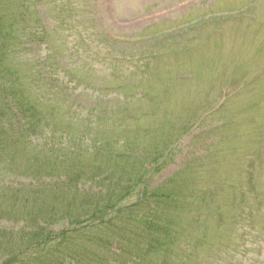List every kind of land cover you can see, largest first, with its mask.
I'll list each match as a JSON object with an SVG mask.
<instances>
[{"label": "rangeland", "instance_id": "1", "mask_svg": "<svg viewBox=\"0 0 264 264\" xmlns=\"http://www.w3.org/2000/svg\"><path fill=\"white\" fill-rule=\"evenodd\" d=\"M0 4L12 8L8 19L16 24V34L29 38V45L15 51L22 52L19 66L34 72L40 60L47 59L48 78L70 90L69 100L44 103L51 104L47 107L58 122L69 123L65 109L67 115L68 109L76 112L73 127L63 130L67 139L79 140L77 149L73 145L78 155L48 152L43 135L50 130L42 128L35 148H25L20 158L25 162L41 155L48 160L38 157L34 166H52L54 172H42L39 187L32 185L37 179L31 182L0 172V191L13 189L46 209L54 205L57 225L52 220L48 225L56 233L66 230L73 236L71 224L77 219L79 235L72 243L85 250L83 194L90 196L89 214L108 195L101 182L105 176L84 188L69 185L77 170L73 163L89 165L103 139L111 145L118 140L125 146L139 142L147 155L179 139L162 168H152L148 182L149 190L160 189L174 178L176 194L191 196L180 209L182 226L188 225V244L183 243L184 251L175 249L174 255L182 252L192 259L193 245L198 248L192 264H264V0H0ZM38 16L47 33L30 34L24 26ZM21 17L25 24L18 22ZM32 37H40L38 47L30 42ZM37 93L50 94L44 89ZM103 159L99 154L94 162L103 165ZM45 186L53 189L38 192ZM204 195L206 202L200 203ZM139 197L134 195L131 202ZM14 211L10 216L0 212L1 232L15 238L34 230L20 206ZM254 213L256 227L251 223ZM3 255L0 248V264Z\"/></svg>", "mask_w": 264, "mask_h": 264}, {"label": "trees", "instance_id": "2", "mask_svg": "<svg viewBox=\"0 0 264 264\" xmlns=\"http://www.w3.org/2000/svg\"><path fill=\"white\" fill-rule=\"evenodd\" d=\"M12 14V8H4L0 4V172L13 178L26 177L33 182L42 172L51 173L54 168L41 164L37 170L34 166V162H38L37 158H48L35 154L22 162L20 155L26 151L25 148H35V138L39 133L42 135V128L50 130L49 134L43 135L47 137L44 144L46 151H54L59 155L74 152L78 155L75 148L79 140L67 139L63 130L73 127V116L77 114L68 109L67 115L65 109L64 114L69 123L56 121L52 116L54 110L47 107L51 104L44 103V100L49 99L57 104L59 100H69L70 96L61 97L68 90L58 85V79L48 78L49 73H46L41 62L34 72H26L21 68L22 65L19 66L18 55L22 52L15 51L29 45V38H21L16 34V24L11 25L14 24L12 18L11 24L8 19ZM22 20L21 17L18 22ZM24 29L32 32L33 26L26 24ZM37 89H44L50 94L37 93ZM52 119L55 123H52ZM54 133L60 139L61 147ZM111 143L109 139L97 143L94 160L89 165L73 163L77 170L73 172L69 185L76 189L84 188L85 183L96 184L97 177L105 176L101 182H104L102 187L108 195L106 200L96 203L95 209L89 214L87 207L90 196L83 194L85 198L81 204L86 205V220L81 223V230L84 231L85 250L77 243H72L73 236L77 239L79 235L74 226L77 219L71 224L73 236L66 230L56 233L48 225L50 220L52 225H57L59 215L53 209L54 205L46 209L38 206L34 200L27 202L23 194L21 197L13 189H7L6 193L0 191L1 214L10 216L20 206L34 230L20 232L15 238L0 231V248L4 250L5 257L1 264H81L87 259L90 264H186L185 257L174 255V250H183L184 240L187 239L188 225L182 226L185 221L181 218L180 209L186 207V200L191 196L186 198L176 194L172 188L177 184L174 178L166 181L160 189H148L152 168H162L163 159L170 155L174 143H165L160 149L155 147L152 155L142 151L140 143L136 141L133 146L121 145L119 140L115 145ZM99 154H104L103 165L94 162ZM147 164L143 172L138 174ZM41 183V179H37L32 185L39 187ZM51 189L45 186L38 192ZM136 194L140 197L133 203L131 198ZM56 198L60 201V195ZM198 201L206 202L205 195Z\"/></svg>", "mask_w": 264, "mask_h": 264}]
</instances>
